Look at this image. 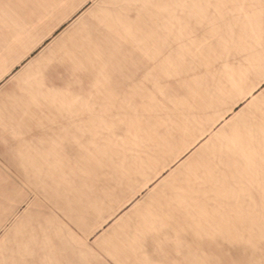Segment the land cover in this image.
<instances>
[{
  "label": "rangeland",
  "instance_id": "1",
  "mask_svg": "<svg viewBox=\"0 0 264 264\" xmlns=\"http://www.w3.org/2000/svg\"><path fill=\"white\" fill-rule=\"evenodd\" d=\"M166 2L0 0L7 119L65 138L47 175L2 176L0 264H264L262 21L172 30Z\"/></svg>",
  "mask_w": 264,
  "mask_h": 264
},
{
  "label": "crops",
  "instance_id": "2",
  "mask_svg": "<svg viewBox=\"0 0 264 264\" xmlns=\"http://www.w3.org/2000/svg\"><path fill=\"white\" fill-rule=\"evenodd\" d=\"M150 13L183 16L179 17L180 22L173 18L172 30H224L229 28L224 27V23L234 25L244 16L241 24L246 25V30L256 29V21L260 19L262 23L259 29L264 31V0H167L166 6H160ZM192 23L200 26H192ZM14 30V23L7 20L0 32V180L7 175L8 183L12 184L16 183V173L47 175V158L62 159V144L65 141L63 121L58 123L56 119L46 117L36 119L33 124L31 118L7 119L10 110L7 102L15 97L17 85L22 86L17 82L21 70L17 69L20 65H17ZM15 127L19 130H15ZM33 127L34 130L31 129ZM26 181L31 184L32 178Z\"/></svg>",
  "mask_w": 264,
  "mask_h": 264
}]
</instances>
